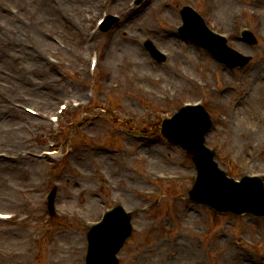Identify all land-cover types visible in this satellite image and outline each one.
I'll return each instance as SVG.
<instances>
[{
    "label": "rangeland",
    "instance_id": "rangeland-1",
    "mask_svg": "<svg viewBox=\"0 0 264 264\" xmlns=\"http://www.w3.org/2000/svg\"><path fill=\"white\" fill-rule=\"evenodd\" d=\"M55 1L60 4L54 11L55 19L62 25L60 30L52 22L38 24L36 28L35 23L42 15V0H25L24 4L8 0L19 4L16 15L7 8L0 9V51L9 61H0V86L6 95V106L0 99V111L5 107L10 112H20L11 105L21 103L41 112L40 120L20 115L9 120L8 130L29 126L27 132L25 129L22 132L24 139L34 142L27 150L38 154L50 151L49 143L59 145L60 150L59 159L35 160L36 163L26 167L25 161L8 162L15 168L20 165L24 169L41 170L37 175L27 171L20 177L0 175V212L31 216L27 225L0 224V233H12L0 235V248L7 254L0 256V264H85L88 241L83 221L86 219L89 229L113 206L114 200H119L128 210L139 211L145 204L140 202L138 189L147 185L146 174L158 171L175 173L182 180L154 185L164 195L148 202L151 205L148 212H139L133 218L134 231L118 255L122 264L175 261L178 264H264V219L218 215L207 207L191 203L186 195L196 173L190 157L166 140H132L128 130L144 127L127 126L120 117L123 112L146 116L155 110L168 117L178 109V104L163 105L146 94L141 86L149 83L144 78L135 84L128 83L129 78L134 80V74L160 75L162 85L150 83V89L162 93L180 89L183 95L178 102L183 103L204 99L205 107L214 116L207 145L217 152L218 164L231 178L264 175V95L255 98L254 77L264 70V0H237L235 9L224 16L220 12V0H146L139 7L131 4L133 9L124 13L117 26L101 33L95 42L101 52L100 68L104 70L97 82L99 98L102 102H111L109 112L104 114L96 106L89 113L96 114L97 119L88 118L84 112L72 119L69 111L58 124L49 118L65 100L84 95L85 89L79 75L68 72L64 63L58 68L49 66L50 57L56 56V51L65 62L64 52L57 50L64 45L56 46L55 40L74 46L76 54L84 53L77 47L84 41V23L95 21L103 12L119 14L131 7L132 0H95L94 7L83 3L74 7L70 4L73 0H63L64 4ZM187 4L209 17L210 25L230 34L237 35L239 28L253 30L259 39L257 46L251 48L232 37L230 42L233 48L253 58L251 65L242 71H223L195 44L182 39L176 26L182 24L179 12ZM85 14L90 16L84 20ZM150 40L158 51L169 55L167 61L157 64L152 60L145 49ZM15 46L39 57L38 64L33 63L36 67L15 55L12 50ZM108 52L110 60L105 58ZM122 56L129 60L125 71L118 67L119 63H125ZM141 60L146 61L143 67ZM109 65L115 68L114 76L105 74ZM195 78L206 81L208 88L193 91L195 87L186 80ZM110 82L124 84L115 92V99L106 96ZM214 84L219 90L227 86V91L211 95L209 87ZM11 86L16 90L9 91ZM53 90L56 98L52 103L48 93ZM35 91L48 96L40 95L35 101ZM8 163L0 168L9 169ZM53 188L58 190L55 218L49 216L47 209V198ZM18 189L26 190V195H21ZM125 195H130L131 200H126ZM91 198L96 205L93 212L84 209ZM25 251L24 259L11 256L13 252Z\"/></svg>",
    "mask_w": 264,
    "mask_h": 264
},
{
    "label": "water",
    "instance_id": "water-1",
    "mask_svg": "<svg viewBox=\"0 0 264 264\" xmlns=\"http://www.w3.org/2000/svg\"><path fill=\"white\" fill-rule=\"evenodd\" d=\"M202 128H204V126H202ZM196 136L197 135L195 134L194 137L189 139L190 144L193 146L188 147L189 150L193 153L194 161L198 164V168L200 170V183H199L200 187L198 186V188L195 189L193 193L194 198H198V201L209 204L215 207L216 209H219L222 211L229 210L236 214H241L246 211L258 213V211L251 210V205L241 204V198L249 194L248 189L232 190L230 188H227V186L224 184H219V186H215L211 183L212 177L215 175V172L212 167L213 166L212 161H211L212 155L208 154L204 149L197 150L198 149V146H197L198 139ZM262 210L263 212L258 213V215H261V214L264 215V207H262ZM122 224H123L124 230H121L118 233L117 239L116 237L115 239H110L107 236L108 238H106V249L104 253L102 254V260H103L102 264H116L114 263V261L112 263V260H111L112 256L114 253H116L119 250L123 241L129 235V232L127 234L126 232L130 230L129 219L125 218ZM99 237H100V234L95 238V241L93 244V249L97 250V252L99 248ZM93 264H98V263L93 262Z\"/></svg>",
    "mask_w": 264,
    "mask_h": 264
},
{
    "label": "bare ground",
    "instance_id": "bare-ground-1",
    "mask_svg": "<svg viewBox=\"0 0 264 264\" xmlns=\"http://www.w3.org/2000/svg\"><path fill=\"white\" fill-rule=\"evenodd\" d=\"M58 1H60L61 3L64 4L63 0H58ZM94 1L95 0H73V1H70V4H71V6L75 7V4L83 3L85 5H91L92 7H94ZM220 1H221L220 12H221V14L223 16H224V14H228L230 11L235 9V7L238 5L237 4V0H220ZM59 5L60 4L56 3L55 0H42V5H41L42 15L40 16L39 21L37 20L38 22L35 23L36 28H37L38 24L45 23V22H49V23L52 22L55 25L56 29L60 30L62 25H60L57 22V20L55 19V12H54L55 9ZM83 46H85L87 48L89 47L88 45H83ZM188 49L191 50V51L193 50L192 48H188ZM12 50H13L15 55L21 56L25 60L30 61L32 63V66H33V63L36 64V65L38 64L39 57L36 58L34 53L23 52L22 50H19L17 46L12 48ZM2 53L3 52L0 51V61L1 62H9L7 60V58H4L2 56ZM105 58L110 60L111 56H110L109 52L107 53ZM182 63L185 64L184 62H182ZM33 67H36V66H33ZM109 69H112L111 65H109ZM254 77H255V89H256V91H255L256 92V97L255 98L258 99L259 95H264V88L262 87V85H264V70H262V72H259L258 74L255 73ZM161 83H163V82H161ZM194 87H197V85H195ZM48 94H49L51 102L53 103L54 99L56 98V96L54 94V90L49 92ZM40 95H45V93H42V92H39V91H35L34 92L35 101H37L39 99L38 97ZM47 96L48 95L46 94L45 97H47ZM15 115L16 116H18V115L22 116V114L20 112H17V113H14V114H10L8 116L7 120L9 121V120L13 119L15 117ZM248 115H250V114L248 113ZM250 116H249V118H250ZM5 118H7L6 115L4 116V119ZM9 138L10 137H2V138H0V144L4 143L5 140H9ZM19 161L23 162V160L18 159V157H11L9 159H0V163H2V164L8 163V162H14L16 164L17 163L20 164ZM25 163L26 164H23L24 166L28 165V164L30 165L32 163H36V161H35V159L26 158ZM9 164L10 163H8V167H10V168L7 169V166H3V167L0 168V173L4 172V173L10 174V175H18L17 177H20V174H22V172L25 173V171H27L28 173L32 172V174H34V175L35 174L37 175L41 171V170H39V169H37L35 167H34L35 169H32V168L24 169L22 167H19L20 165L19 166L15 165L16 166V168H15L13 164H12V166H10ZM10 193H12V192H10ZM125 197H126V200H128V201L131 200V198H132L130 195H125ZM95 207H96L95 200L91 198L90 201L84 206V209L86 211L91 210V212H93L92 209L95 208ZM27 223L28 222H26L24 225H26ZM3 233L4 232H2L0 234H3ZM11 234H12L11 232H6V233L3 234V236L4 235L8 236V235H11ZM22 236H23V233H22ZM187 257H188V255L185 256L184 258H187ZM169 264H178V263L175 261V262H171Z\"/></svg>",
    "mask_w": 264,
    "mask_h": 264
}]
</instances>
